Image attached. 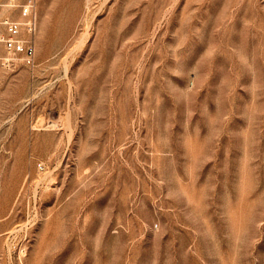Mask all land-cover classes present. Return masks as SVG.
Listing matches in <instances>:
<instances>
[{
  "label": "rangeland",
  "instance_id": "rangeland-1",
  "mask_svg": "<svg viewBox=\"0 0 264 264\" xmlns=\"http://www.w3.org/2000/svg\"><path fill=\"white\" fill-rule=\"evenodd\" d=\"M0 67V264H264V0H38Z\"/></svg>",
  "mask_w": 264,
  "mask_h": 264
},
{
  "label": "built area",
  "instance_id": "built-area-1",
  "mask_svg": "<svg viewBox=\"0 0 264 264\" xmlns=\"http://www.w3.org/2000/svg\"><path fill=\"white\" fill-rule=\"evenodd\" d=\"M38 0H0V67L34 65Z\"/></svg>",
  "mask_w": 264,
  "mask_h": 264
}]
</instances>
